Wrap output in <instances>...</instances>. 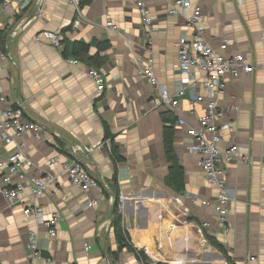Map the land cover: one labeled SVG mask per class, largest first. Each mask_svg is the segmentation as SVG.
<instances>
[{"label":"crops","instance_id":"0c3cea01","mask_svg":"<svg viewBox=\"0 0 264 264\" xmlns=\"http://www.w3.org/2000/svg\"><path fill=\"white\" fill-rule=\"evenodd\" d=\"M146 1L154 18L151 33L133 0H88L80 11L70 0H32L25 10L16 0H0V30L7 35L6 50L0 53L9 56L0 70V96L22 106L25 120L42 126L0 148V187L9 155L23 146L34 162L30 173L57 175L39 201L46 216L62 215L57 236L50 238L48 227L24 215L22 202L12 206L0 193V264H145L128 247L118 258L112 254L119 250L112 221L120 194L126 196L123 226L153 264H230L208 235L225 246L236 264H264V0H190L192 9L202 11L197 28L207 39L215 46L230 39L227 53L243 54L255 68L231 78L219 100L232 107L223 120L233 130L225 131L222 146L237 144L252 156L251 163L223 165L233 197L229 231L212 207L193 203L194 197L214 199L217 190L206 181L200 154L189 149L187 127L177 124L181 116L198 126L204 104L195 103L186 89L176 110L154 107L153 88L139 74L140 65L152 56L156 76L174 94L182 77L178 40L197 29L187 25L184 15L169 13L171 0ZM108 21L119 30L108 27ZM46 30L65 34L62 49L46 39ZM76 43L88 44L89 53L75 55ZM93 55L103 62H91ZM92 67L105 75L103 92L89 75ZM203 92L199 85L196 93ZM170 117L177 119L175 150L185 169L181 192L167 182L171 164L164 132ZM75 144L95 150L73 156ZM112 145L122 160L115 158ZM54 157L58 160L50 169ZM76 157L98 178V187L85 191L70 181L65 168ZM30 230L39 233L41 256L28 245Z\"/></svg>","mask_w":264,"mask_h":264},{"label":"built area","instance_id":"2783aa9c","mask_svg":"<svg viewBox=\"0 0 264 264\" xmlns=\"http://www.w3.org/2000/svg\"><path fill=\"white\" fill-rule=\"evenodd\" d=\"M133 1L145 27L151 33L154 30V18L149 3L146 0ZM16 2L22 10L28 9L32 4V0H16ZM70 2L77 11H80L81 0H70ZM7 4L4 2V6ZM169 13L184 15L187 25L197 29L192 37L182 36L177 43L182 76L181 86L173 94L167 84L159 81L153 68L152 56L148 63L140 65L139 74L145 76L153 88L150 102L154 107L176 110L180 105L179 97L185 94L186 89L193 92L195 103L204 104L205 113L199 117L198 126L190 125L181 116L177 124L187 127L189 149L193 153L200 154L198 164L205 173L206 181L217 190L214 199L194 197L193 203L212 207L220 223L226 231H229L233 197L227 182V169L223 165H230L236 161L251 163L252 156L243 152L241 146L237 144L222 146L225 131L233 130L232 124L223 120L232 107L220 105L219 100L227 92L231 78H238L242 73H251L255 68L246 62L243 54L227 53L230 39L224 38L217 46L207 39L205 32L197 28L202 11L199 6L192 9L190 0H171ZM80 23L81 20L77 18L75 25ZM106 25L115 31L119 30V26L113 21H108ZM150 33L147 38L149 44L152 43ZM44 35L57 48H63L64 33L46 30ZM35 39L40 41L41 36L37 35ZM8 59L6 52L0 53V70L3 68V61ZM70 62L77 64L78 60L71 59ZM89 75L95 81L98 90L103 92L106 89V78L101 70L92 67L89 69ZM199 85L203 86V93H196ZM0 103L3 104L0 108V148L22 138L28 129H34L37 132L42 129L40 124L25 120L23 107L11 102L6 95L0 96ZM191 113L194 111L191 110ZM108 143H110L109 139ZM94 150L95 146L75 144L71 148V153L76 156L75 154L79 151L91 153ZM57 160L58 157L50 160V169L56 165ZM33 165V160L25 154L23 146L12 152L8 157V169L1 178L3 185L0 187V193L12 206L22 202L24 215L34 216L39 224L49 228V237L54 238L57 236V225L62 215L60 212H53L50 216H46L44 206L39 199L45 194L47 188L56 182L57 175L49 170L43 174L30 173L28 167ZM65 169L70 181L82 190L88 191L99 186L98 178L83 164L81 158L73 159ZM125 199L124 194L118 196L120 211L123 209ZM90 203L96 204L97 201L92 200ZM203 225L208 227L210 223L204 222ZM29 235V247L35 255L41 256L42 253L38 249V231L30 230ZM249 259L254 263L257 261L255 256H250Z\"/></svg>","mask_w":264,"mask_h":264},{"label":"trees","instance_id":"16d2710c","mask_svg":"<svg viewBox=\"0 0 264 264\" xmlns=\"http://www.w3.org/2000/svg\"><path fill=\"white\" fill-rule=\"evenodd\" d=\"M87 1L88 0H81V6H83ZM6 39H7L6 31L0 30V49L2 51L6 50ZM89 49L90 46L86 43H76L75 55L89 53ZM90 59H91L90 61L91 62L93 61L94 64L98 62H103V58H100L98 55H93ZM166 120L168 121V124L165 128L164 138L166 144L167 158L171 164L170 173L168 175L167 182L172 187H174L176 191L181 192L185 189V169L182 166L180 159L177 155V152L175 150L174 125L177 119L175 117H170ZM107 133L108 135L110 134L109 131ZM109 138L112 139L110 135ZM112 147L115 158L119 161L122 160V156L117 152L116 147L114 145H112ZM118 196L115 199V212L112 221V226L116 235L117 242L119 244V250L113 251L112 252L113 256L115 258H118L119 251L122 250L124 247H128L129 249L137 252L138 256L145 264H153V261L150 259V257L148 256V254H146L145 251H141V250L139 251V249L134 246L130 236L126 232L123 226V214L121 213L119 208ZM208 240L212 245L219 248L225 254L230 264H236L233 257L229 254L225 246L216 237L208 235ZM156 264H164V263L158 261L156 262Z\"/></svg>","mask_w":264,"mask_h":264}]
</instances>
